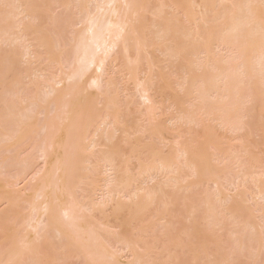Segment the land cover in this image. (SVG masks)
Segmentation results:
<instances>
[{
  "label": "bare ground",
  "instance_id": "obj_1",
  "mask_svg": "<svg viewBox=\"0 0 264 264\" xmlns=\"http://www.w3.org/2000/svg\"><path fill=\"white\" fill-rule=\"evenodd\" d=\"M65 1L60 5L70 9V2ZM73 6L83 15L77 25L66 21L69 27L80 25L82 31L78 36L71 31L72 38L64 37L68 41L63 42L60 31L66 22L58 18L63 22L59 27L58 19L49 16V3L0 0V8L5 9L0 11V23L15 20L7 29L0 27V44L12 43L8 36L14 28L20 34L14 29L11 35L24 43L22 56L20 51L9 55L0 51V75L17 70L19 63L40 62L37 47L44 49L52 70L57 68L51 82L45 83L44 106L26 94L21 97L22 89H5L0 81L6 93L28 108L11 114L14 104L6 98L0 101L6 107L0 113V144L30 140L37 151L38 170L31 168L35 163L29 160L26 169L33 171H23L35 172L31 181L40 180L20 190L17 184L26 176L21 171L13 193L0 196V203L8 205L32 200L27 229L37 238L34 243L27 237L19 248L17 239L11 240L4 251L6 264H22L24 255L32 256L34 264L52 263L50 252L55 249L49 238L53 235L61 244L57 253L70 248L89 264H156L154 259L143 258L151 257L155 249L164 250L170 264H179L168 245L185 247L188 242L195 245L187 248L195 255L206 253L207 244L216 247L208 264H242L241 258L264 264V149L256 150L254 141L261 137L264 147V0H75ZM47 18L52 22L50 30L31 24ZM66 47L67 56L62 50ZM229 53H233L231 58ZM112 67H118L135 86L146 106L140 118L147 125L126 121L132 118L133 103L124 104L112 89L107 80ZM39 73L45 76L47 71ZM93 91L96 96L91 99ZM160 98L169 103L167 109L158 106ZM11 115L18 118V125L7 130L2 118ZM39 115L47 120L35 127L43 137L31 140L28 127ZM103 129L110 130L109 144H104L106 152L99 156L96 151L103 146ZM120 134L128 143L126 159L116 141ZM8 152L16 154V146ZM37 163L42 167L37 168ZM10 164L3 163L0 174H6ZM158 178L163 182L156 188L143 187ZM203 181L213 185L212 193L196 191ZM229 187H234L233 196ZM167 188L172 191L169 195ZM182 193L193 224L187 232L178 222L166 227L170 209ZM123 197L128 200H120L114 213L123 232L111 236V226L94 215L106 216L107 207ZM56 209L60 219L51 220ZM198 209L202 210L200 226L195 220ZM126 214L132 218H124ZM129 223L136 225L134 234L139 238L135 241L124 231ZM160 229L168 244L156 240L149 246L142 237ZM112 239L126 247L133 263H122L121 254L111 247ZM225 245L234 251L226 252Z\"/></svg>",
  "mask_w": 264,
  "mask_h": 264
},
{
  "label": "rangeland",
  "instance_id": "obj_2",
  "mask_svg": "<svg viewBox=\"0 0 264 264\" xmlns=\"http://www.w3.org/2000/svg\"><path fill=\"white\" fill-rule=\"evenodd\" d=\"M61 1L62 0H41V2H45V3H49L50 4L49 16L51 15L52 17H54V20H56L58 18L60 19V21H62V19H63V21L65 20L64 22H66V24H64L65 26L62 27V25H63L62 23L63 22L60 23L59 19H58V23H59L58 26L63 28V29L61 28L62 30L60 32H62V33L60 34V37L63 34L62 38H64V37L69 38L70 37V39H71L72 38L71 37V31H73L75 33V35L78 36V35H80V33L82 31V28H81L80 25L79 26H74V25L72 26L71 25V27H69L67 21H69V23L71 22V23H74V24L76 22L78 23V20H80V18L82 17L83 14H80L79 10L74 8L73 4H75V0H66L68 3L70 2V4H71V7H68L70 9H67V7H65L66 5L65 6H61L60 5ZM66 1L64 3H67ZM1 8H0V11L1 10L3 11L4 7H1ZM93 9H94V5H91L89 10L93 11ZM2 17H3V15H0V19ZM66 19H67V21H66ZM14 21H15L14 18L6 19V20H4L3 22L0 23V27L1 28L5 27L7 29L10 25L15 24ZM26 22L29 23L28 20ZM42 22H43V20H42ZM42 22H40V24H38L37 22H32V23L30 22V23L31 24L35 23L37 25V27L43 26L44 28L46 27L47 30H50L51 24H52L51 19L49 20L47 18V20L44 19V22L43 23ZM77 23L75 25H77ZM7 25H8V27H7ZM14 29H16V28H14ZM56 29H54V30H56ZM59 29L60 28H58L57 30L59 31ZM13 30H11V33H12ZM16 31H17V29L14 30V32H16ZM11 33H9L10 35L8 37H12V40L10 41L12 43L11 44H8V43L7 44H2V45L0 44L1 54H4V55L6 53L7 54L8 53L9 54H14V52H13V50H14L15 54L17 52L19 53V51H20L19 54L22 56L21 51L24 50V43L23 42H19V39H18V41H17V39L15 41L16 36H12ZM17 33H19V32H16V34ZM5 34H7L6 31H5ZM58 35H59V33H58ZM53 36H55V35H53ZM59 40L62 42V39L59 38ZM64 41L67 42L68 39L64 38L63 42ZM72 47H73L72 45L69 46V49H71V51L74 48V47L73 48ZM67 48L68 47H66V48H64L62 50L66 51ZM11 49H12V51H10ZM63 51H61V50L58 51V54H59V52L61 54ZM36 52H40L39 54H41L40 62H32L30 60L27 63H19L18 67H16L17 65H15L17 70L13 69L14 71L7 73V75L2 74V75H4L3 77L0 75L2 77V78L0 77L1 78L0 81L3 80V82L6 84V86H5V84L3 85L5 87V89L8 88L7 86L13 87L14 90H18V89L21 90L22 89L21 91H23V92L20 94L21 97H23L26 94L27 96H30V98L35 99V101L39 100V104L44 106L45 104L42 102L43 100H41V99L43 98V96H44V94L46 92V87L48 85V84H45V83L46 82H51L53 76H55L56 73H57V68L52 70L53 67H54V65H53L54 63L52 64L53 66H50V64L48 65V62H50V61L48 59H47L48 61L46 60V56L43 54V52H44L43 48L40 47V49H38V47H37V51ZM71 54H73V53L71 52ZM156 54H155V57H157V59H159L160 58L159 56H161V55L158 54V53H156ZM68 55H69L68 58H70V53ZM227 55H229L227 57L231 58L233 56V53H229ZM16 56H17V59H19L18 54ZM66 56H67V53H66ZM65 58H67V57H65ZM23 60H24V58H23ZM25 61H26V58H25V60L23 62H25ZM161 66H164V65H161ZM49 67H52V68H50L52 71L49 69ZM55 67H56V64H55ZM146 68H147L146 66H143L142 70L145 71ZM43 69H45L47 71V74L45 73L46 74L45 76H40L39 72L41 70H43ZM48 69L50 70V72H49ZM142 70H141V72H142ZM155 70H156V73L159 71L158 69H155ZM120 71H119L118 67H112L110 69V71H109V76L107 77V80L112 83V89H114L115 93L118 94L119 99H121L124 104H127L128 102H132L133 103L131 105V107H130V109H131V111L133 113V115L131 116L132 118L131 119L130 118H126V121L127 120H131L132 122H134L135 125H136V122H138V124H137L138 126H145L148 123L146 121H143L140 117H141V112L145 111L146 106L142 104V102L140 100V97H139V95L136 92L135 86L132 83H128V81L126 79V76L123 73H121ZM139 77L141 79H143L144 78V74H140ZM18 82H19V84H18ZM3 86L0 85V101H3V99L6 98V100H9L10 103L14 104L13 107L9 110V112L11 114H13V113H16V112H19V111L20 112L28 111L27 103L24 104V103H21L20 101H17L18 99L14 98V97L12 98L11 97L12 94L9 95L8 92L6 93V91H5ZM95 96H96L95 91L91 92L90 95H89V97L91 99H92V97L95 98ZM91 99H90V101L94 102ZM159 102L160 103L158 104V106H161L163 108V110L167 109V107L169 106V103L166 101L165 98H160ZM6 103H7V101H6ZM51 109H53V111H54V108H51ZM5 111H6V107L2 103H0V113H5ZM53 111H52V114L54 113ZM8 118H2V122L6 121L5 122L6 124L3 123L5 125V128L7 130L16 129L17 125H18V118L17 117L14 118L13 115H11L10 119H8ZM163 119H164V117H163ZM45 121H47L45 119V117L39 115V116H37L34 119L32 124H30V126L28 127V133L31 135V140H35V139L42 140L43 134L38 135L35 132V127L36 126H38V127L42 126ZM146 127H149V126H146ZM186 129L187 128L184 127L183 130L186 131ZM194 130H196L195 127H194ZM180 131L181 130H179V132ZM109 132H110V130H105V129H103L100 132V134H101L100 142H101V144L103 146L100 149H97V151H96L97 155H99V156L106 152V149H107L106 145L109 144L108 135H107ZM0 134H1V131H0ZM124 137H125L124 135L120 134L116 141L118 143H120L121 150H122L123 154L125 155L124 158L126 159L129 156V148H128V143L126 144L124 142V139H125ZM132 139H133V137H132ZM145 141L149 142L150 139L147 137V138H145ZM254 141L256 143V150H258L259 148H260L259 150H263L264 149L263 140L261 139V137H256L254 139ZM40 143L41 142L39 141V144ZM154 143L158 147L161 146L160 142L158 140H155ZM234 143H236V142H234ZM104 144H106V145H104ZM237 144L238 143H236L235 145H237ZM14 145L17 148V153L16 154H13L12 152L9 153L8 151L11 150L13 147H15ZM238 148H236V149L234 148L235 149L234 150L235 154L238 153ZM165 151L167 152V150H165ZM87 154H89V152H87ZM36 156H37V151L33 147L30 146V140H17L16 141V139H15L13 143L12 142L11 143L7 142V143L0 144V167H2L1 165L3 163H6L7 165L9 163H11L10 165H12L10 168L7 169V173L6 174H0V196L2 194L11 195L13 193V190H15L17 186L16 187L14 186L15 189L12 186L16 184L17 177H19L18 175H20L21 171H22V173H25L24 172L25 170L30 171V169H26V166L30 165V163H31V162L29 163V160H32V164L35 163L34 164L35 166L33 165L34 167L33 166L32 167L30 166V167L32 169L34 168L35 172L38 170V169L36 170V168H35L36 167V162H38V160L35 162V160H36L35 158H37ZM262 158L264 159L263 156H262ZM25 161H27L28 164H26V165L23 164V166H25V167H23L21 163H23ZM12 162L15 163L16 165L13 166ZM39 163L42 164L40 161H39ZM135 165H136V163L133 162L134 168L136 167ZM38 166L42 167V165L40 166L37 163V168H38ZM23 168H24V171H23ZM32 169H31L30 172L33 171ZM1 172L2 171L0 169V173ZM30 172L29 173L26 172L24 174V176L26 175L25 176V180L28 178L31 183H29L28 180H27L26 183H25V180L21 181L23 183L19 182L17 185H20V187H18L20 190H23L22 188H24V187H26V186H28L30 184H31V186H34L33 183H36V182L40 181V180H37L36 182L31 181L30 180L31 178H29V177L31 175H34L35 172H33V174L32 173L30 174ZM40 175H38V176H40ZM40 178L38 177V179H40ZM160 182H163V180L158 178L154 182L147 183V184L143 185V187L145 189L154 188V187L156 188L159 185ZM36 185H35V187H37ZM199 189L201 191H203V192L205 190H207L208 192L212 193L213 192V185L211 183L208 184V182L206 183V181L205 182L203 181V183L200 184V188H198L196 190V191H198L201 194L202 192H200ZM229 189L231 190L230 194L231 195L234 194L233 193L234 187H231V188L229 187ZM250 189H251V191L253 190V188H250ZM207 191H205L203 194H206ZM30 192H33V191H30ZM30 192H28L29 194L26 196L29 200L31 198H29L28 196L32 194ZM25 193L27 194V191L24 192V196L26 195ZM165 193L167 195H169V194L172 193V191H171V189L167 188L165 190ZM203 194L200 195V196H203ZM79 195H78V197H79ZM182 195H183V193L180 195V199L178 200L176 205L171 207L170 213L168 214L169 216L167 217V220H169V221H167L166 227H171V224L174 225L175 223L178 222L179 223V227H182V229H185V232H187L193 226V224H192V220L188 218V216H189L188 215V210L190 208L185 207L183 205L182 201H181V199L184 197ZM24 196H23V198H24ZM97 199L101 203V199L98 198V197H97ZM24 200H22V199L17 200L16 202L12 203L11 205H8V204H5V203H0V264H6V259L4 260V258H7L6 257L7 253H4V251L6 249V245L7 244L9 245V242L11 240L17 239V247L18 248L22 247V245L27 241V237L31 238V240L34 243H36V239L37 238L34 237V235L31 234L32 232L29 229H27V225H28L27 223H28V221L30 219V216L32 214V212L30 210L29 203L32 202V200H30L28 202H25ZM120 200H121L122 203H124L128 199L126 197H123V198L118 199L117 202H115L116 205H115V203L109 205L107 207V209H106L107 210V212L105 214L106 216H104V217L102 215H100L98 212H96L95 215H94L95 216V220L99 221V220H102L104 218L105 220H103V221H105L109 226H111L110 227L111 228V231H110V235L111 236L113 234L115 235V234H119V233L123 232L122 231L123 229L118 228V226H117L119 224V222H117L116 219H114V213L116 214V210L118 208L116 206H117V203L119 204ZM198 200H199V198H197V202H198ZM238 203H240V202H238ZM252 204H253V202H250L247 205L250 206ZM241 206H242V204L239 205L240 208H241ZM55 217H57V218L59 217V219H60L59 209H56V211L54 212V214L51 217V220H53ZM124 218H132V217L126 214V215H124ZM201 218H202V210L198 209L197 210V219H195L197 221V225L198 226H200V224H201V221H200ZM135 226L136 225L134 223H131V224L129 223V226L124 229V231L126 232L128 237H130V239L132 241H135V239L139 238V236H136V234H134ZM157 230H156L157 233H154V235L150 234L149 237L146 236L147 238H144L143 234L140 235V237L143 236L142 238L145 241H147V243L149 242V246H151V247L153 246L152 243L155 242L156 240H159L161 242H165L166 244H168L167 239L163 236L162 229H160L159 231H157ZM53 234L54 233H52V235ZM54 236H56V235H53L52 237L50 236V238H49L50 242H52L51 243V248H52V245H53V248L55 249V251L50 252L51 253V258H52V263H50V264H89V262L87 260H85V258H83L82 256L81 257L78 256V252H71L70 248L66 249L64 252L57 253V249L56 248L60 249L61 244H60V240L58 239L59 237L58 236L54 237ZM180 238L184 240L185 239V235L184 234L181 235ZM111 243H112V246H111L112 249L117 251L119 254H121L122 263H133L134 262V257L131 256L130 252L126 250V247H123V246L121 247V245L118 244V243L115 244L116 242H114L113 239H112ZM207 245H208V247H206V249H205L206 253L199 252L200 254H198V255L197 254L195 255V254L190 253L188 251V249H190V248H195V245L194 244H189V242L187 243V245L185 247H183V246H174V245H168V246H169V250L179 257V259H180V263L179 264H208V262L213 259L211 257V254H213L214 251H216V247L214 245H209V244H207ZM227 247H229V245H225L224 246V249H225L226 252L230 253V250L234 251V249L232 247H231L232 249L227 248ZM8 248L6 249V251H8ZM153 252H154V254L152 253L151 257L147 256V257H143V258H145V259H154L156 264H170V262L167 260V256L165 255L164 250L155 249ZM43 255H48V252H43ZM141 255H144L143 251L140 254V256ZM263 256H262V258H263ZM33 259L34 258L32 256H30V255H24L22 257V259H21V263L22 264H34V260ZM240 263H242V264H261V261L257 262L256 260L254 261V260H250V259H247V258H241L240 259ZM171 264H173V263H171ZM175 264H177V263H175Z\"/></svg>",
  "mask_w": 264,
  "mask_h": 264
}]
</instances>
